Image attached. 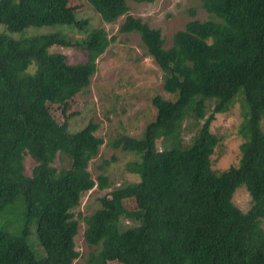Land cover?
<instances>
[{
  "label": "trees",
  "instance_id": "trees-1",
  "mask_svg": "<svg viewBox=\"0 0 264 264\" xmlns=\"http://www.w3.org/2000/svg\"><path fill=\"white\" fill-rule=\"evenodd\" d=\"M68 2L0 0V24L10 31L58 27L20 39L0 33V214L22 199L45 251L36 257L28 225L17 235L0 230V264H73L80 255L73 210L85 192L109 186L108 161L96 179L89 170L104 143L95 134L98 124L71 131L48 107L87 88L97 59L116 39ZM87 2L104 22L126 15L119 31L140 35L174 96L151 99L156 115L141 138L119 134L112 141L139 156L130 168L140 180L113 189L85 217V240L96 247L88 264H264V0H203L210 18L190 20L168 48L160 29L129 13L128 0ZM58 45L79 47L87 58L71 63L63 52H50ZM239 95L247 140L238 165L216 172L210 160L219 138L211 124ZM207 99L216 103L206 117ZM189 116L204 119L190 142L178 138L159 148L157 140L180 136ZM28 151L37 161L32 175L26 174ZM59 152L72 159L67 169L53 167ZM241 186L251 196L247 211L233 202Z\"/></svg>",
  "mask_w": 264,
  "mask_h": 264
},
{
  "label": "rangeland",
  "instance_id": "rangeland-1",
  "mask_svg": "<svg viewBox=\"0 0 264 264\" xmlns=\"http://www.w3.org/2000/svg\"><path fill=\"white\" fill-rule=\"evenodd\" d=\"M203 0H155L150 3H139L128 0L129 13L140 17L151 27L161 30L164 38V47L172 45L176 31L184 29L192 19L207 20L209 13L202 7ZM78 16L87 18L90 25L104 27L109 37L116 39L108 46L97 59V71L91 78L90 85L62 103H48L49 110L58 123H68L71 131H78L90 121L98 124L95 134L104 139L99 152L90 161L89 170L93 177L101 173L99 168L105 161L109 179V186L100 189L95 186L85 192L80 204L74 208V218L79 222V231L75 237L79 257L73 264H88L91 254L96 247L87 243L84 231L87 227L85 217L89 216L100 206V198H111V191L121 184L137 182L140 175L130 168V164L139 160L135 152L126 151L121 147L115 148L111 143L119 134H128L137 138L143 136L146 124L156 115V108L152 98L161 94L167 98H174L167 93L163 86V74L156 62L147 55L140 35L136 32L122 33L119 31L126 15H122L114 22H104L87 0H70L68 2ZM195 11L193 15L192 11ZM62 29V28H60ZM58 30V27H30L25 31H10L0 24V33L20 39L30 34L48 33ZM73 33V32H72ZM74 33L72 36H75ZM60 51L68 56L71 63L84 61L87 58L85 50L79 47L52 46L50 52ZM30 66V70L34 69ZM239 95L230 108L217 113L211 124V131L219 138L211 156V166L216 172H222L231 166L238 165L241 158V143L247 140V133L242 131L245 103ZM216 99L206 100V117L211 113ZM204 121H197L194 116L187 117L181 129L180 136L157 140L159 148L174 146L182 139L189 143L198 126ZM264 129V119L262 120ZM179 138V139H178ZM53 163L57 170L67 169L72 159L59 152ZM25 160L26 174L32 175L37 164L31 151H28ZM21 200V201H20ZM7 207L0 214V230L12 234H20L28 225L27 241L38 259L45 257L37 233V221H27L23 200ZM234 204L247 211L251 206V196L245 186L238 187L233 194ZM126 225L131 221L125 220ZM106 264H121L109 261Z\"/></svg>",
  "mask_w": 264,
  "mask_h": 264
}]
</instances>
